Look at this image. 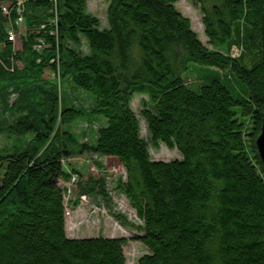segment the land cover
Returning a JSON list of instances; mask_svg holds the SVG:
<instances>
[{"label":"trees","instance_id":"obj_1","mask_svg":"<svg viewBox=\"0 0 264 264\" xmlns=\"http://www.w3.org/2000/svg\"><path fill=\"white\" fill-rule=\"evenodd\" d=\"M178 1L106 0L103 29L86 0H0V89L37 118L2 127L22 143L0 150V264H126L125 238L66 236L60 181H79L63 165L83 154L124 169L118 190L147 251L137 264H264V0H196L206 45ZM64 79L91 107L64 103ZM135 95L153 147L181 160H151Z\"/></svg>","mask_w":264,"mask_h":264},{"label":"rangeland","instance_id":"obj_2","mask_svg":"<svg viewBox=\"0 0 264 264\" xmlns=\"http://www.w3.org/2000/svg\"><path fill=\"white\" fill-rule=\"evenodd\" d=\"M88 12L96 16L100 20L101 27L106 29L107 25V7L106 0H86ZM205 4H212L211 0H202ZM175 9L186 19L190 21L191 29L196 33L199 41L206 45L207 38L204 34L202 23V12L200 10V2L196 0H180L175 5ZM23 28L21 29V31ZM82 53H86L85 43L79 49ZM231 55L236 57L239 55L236 49L231 51ZM47 79L52 76L46 74ZM62 99L67 106L76 105L83 109L91 107L92 97L83 94L68 83L67 80L62 81ZM18 93L14 91L12 86H6L0 89V150L4 147L11 148L16 143L21 144L22 140L9 137L2 129L21 121L24 117H30L29 121H35L36 115L32 112L25 111L23 108L28 103L26 100L15 106L18 100ZM74 102V104L71 103ZM145 105L149 108L148 98L142 95L133 96L131 108L137 115L140 123L141 137L147 142L148 150L152 161L169 162L173 160H181V155L176 149H168L164 144H159L154 148L150 141L147 127L141 118V110ZM30 115V116H29ZM99 124L94 126L97 129ZM78 135L80 143L89 140V127L87 123L75 122L68 128ZM32 135L26 136V142L32 141ZM23 145V144H22ZM63 169L68 177L72 173H78L79 183L75 184L72 178L69 182L60 181L61 188L66 189V204L70 210V215L66 218V236L68 238H125L126 245L123 249L126 264H137L140 257L147 253L146 248L139 242L133 240L137 232L130 225H140L135 212L131 209L124 195H122L117 186V179L125 180V172L118 160L110 157H99L83 154L81 156H73L64 162ZM69 180V179H68ZM68 189V191H67ZM85 192L87 195L80 194ZM69 192L73 197L67 194ZM108 195L109 200L102 197L100 193ZM74 203L75 205L73 206ZM71 204V205H70Z\"/></svg>","mask_w":264,"mask_h":264},{"label":"water","instance_id":"obj_3","mask_svg":"<svg viewBox=\"0 0 264 264\" xmlns=\"http://www.w3.org/2000/svg\"><path fill=\"white\" fill-rule=\"evenodd\" d=\"M256 147H257V151L261 159V162L264 166V114L262 117V127L260 131V135L258 136L256 140Z\"/></svg>","mask_w":264,"mask_h":264},{"label":"built area","instance_id":"obj_4","mask_svg":"<svg viewBox=\"0 0 264 264\" xmlns=\"http://www.w3.org/2000/svg\"><path fill=\"white\" fill-rule=\"evenodd\" d=\"M5 11V10H4ZM21 19H19L18 20V23L17 24H20L21 23ZM8 38H9V40H11V41H13V39H14V35L11 33V32H9V34H8ZM74 179L73 180H75V181H73V182H76V180H77V178H76V176L75 177H73ZM67 215H68V213H67Z\"/></svg>","mask_w":264,"mask_h":264}]
</instances>
